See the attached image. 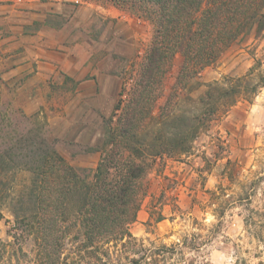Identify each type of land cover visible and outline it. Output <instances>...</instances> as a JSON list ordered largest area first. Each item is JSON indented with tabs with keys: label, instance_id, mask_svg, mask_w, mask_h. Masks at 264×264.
<instances>
[{
	"label": "trees",
	"instance_id": "16d2710c",
	"mask_svg": "<svg viewBox=\"0 0 264 264\" xmlns=\"http://www.w3.org/2000/svg\"><path fill=\"white\" fill-rule=\"evenodd\" d=\"M17 1L23 0L0 3ZM109 1L154 26L153 41L139 76L125 105L118 103L112 116L105 119L103 143L92 148L93 153H100L92 180L82 176L55 148L56 140L43 139L41 154L23 151L29 138H13L4 149L0 148V202L15 196L10 203L14 242L0 239V264L9 258L12 263L13 259L19 261L20 253L24 254L23 242L31 236L38 247L33 264H210L204 256L201 261L188 258L186 251L200 253L221 233L226 211L235 205H252L251 197L264 182L258 177L242 185V190L248 191L246 196L213 203L218 223L206 235L193 233L171 246L152 243L151 247L134 237L132 227L148 194L144 180L154 162L187 154L189 143L203 129L240 99L251 102L264 87V76L255 74L254 68L243 77L209 84L205 94L192 101L191 115L177 111L183 84L216 65L246 36L264 34V0ZM178 55L183 63L177 83L156 114ZM169 126H174L172 133L166 130ZM18 166L28 169L16 170ZM236 167V162L228 160L227 175L232 183ZM20 171L29 176V181L18 190L16 177ZM212 195L216 200L227 196L223 187ZM246 210V232L257 248L251 253L239 246L243 257L237 264H249L246 255L264 264V209ZM164 220L159 214L156 222Z\"/></svg>",
	"mask_w": 264,
	"mask_h": 264
},
{
	"label": "rangeland",
	"instance_id": "374dc122",
	"mask_svg": "<svg viewBox=\"0 0 264 264\" xmlns=\"http://www.w3.org/2000/svg\"><path fill=\"white\" fill-rule=\"evenodd\" d=\"M101 7H115L127 13L128 19L107 18ZM48 23L56 28L67 25L68 31L72 33L80 27L84 33L80 37L81 41L90 38L94 41V47L111 50L105 58L103 56V66L111 64L110 69H117L122 83L117 105L120 103L122 106L128 100L148 54L154 26L149 21L137 18L131 10L119 8L109 0H23L0 3V148L4 149L13 138H29L31 145L29 141L24 143L23 151L41 154L43 139L56 140L55 148L79 169L82 176L92 180L100 159V153H93L92 148L101 147L104 135L97 137L92 131L83 132L77 128L62 134L60 130L52 128L50 118L54 111L48 109V86L44 87L38 82L33 86L29 84L34 82L37 72L36 64L30 60L36 54L34 39L46 33ZM182 63L183 58L178 55L156 114L172 95ZM254 68L255 74L264 76V34L257 36L253 32L230 48L216 65L193 77L188 86L182 85L177 111H186L191 115L192 101L204 95L209 84L243 77ZM74 87L68 82L64 88L70 91ZM39 88L47 94L28 107L29 100L37 95L34 90ZM68 112L74 114L75 106ZM100 129L105 133V121ZM166 130L172 133L175 129L169 126ZM189 145L190 151L179 158L157 159L144 180L148 194L132 233L147 247H151L152 243L171 246L193 233L208 234V229L218 223L213 203H221L229 197L236 199L239 195L246 196L248 191L242 190V185L250 184L258 177L264 179V87L251 102L240 99L221 118L203 129ZM228 160L237 164L233 183L227 175ZM18 167L20 169L16 170L28 169V166ZM20 172L16 177L18 190L20 185H27L29 181V176ZM260 185L255 196L252 194V205L229 208L222 220L221 233L202 247L200 253L186 251L187 257L201 261L204 256L210 264H237L239 258L243 257L239 246L255 253L257 243L249 238L244 218L249 215L246 209H264V182ZM219 187L226 190L227 196L216 200L212 193L218 192ZM12 198L14 200L15 196L0 202L3 215L0 239L6 243L14 242V217L10 211ZM159 214H163L165 220L157 223ZM27 241L23 242L24 254L20 253L19 261L13 259L12 263L9 258L4 264L35 263L38 247L33 242V236ZM245 257L249 259V264L259 262L252 255Z\"/></svg>",
	"mask_w": 264,
	"mask_h": 264
},
{
	"label": "crops",
	"instance_id": "0c3cea01",
	"mask_svg": "<svg viewBox=\"0 0 264 264\" xmlns=\"http://www.w3.org/2000/svg\"><path fill=\"white\" fill-rule=\"evenodd\" d=\"M102 9L103 14L112 20L128 19L127 13L115 7ZM83 34L80 27L72 33L67 25L56 28L48 23L46 33L34 39L36 54L30 60L36 64L37 72L34 82L29 84L33 86L38 82L48 86V109L54 111L50 118L52 128L62 134L77 128L83 132L92 131L98 137L104 135L100 128L105 119L115 112L122 83L116 67L110 69L111 64L103 66V60L111 50L94 47L90 38L81 41ZM68 82L76 88L70 91L64 88ZM34 92L37 95L29 100L28 107L47 94L40 88ZM74 106L77 113H69Z\"/></svg>",
	"mask_w": 264,
	"mask_h": 264
}]
</instances>
